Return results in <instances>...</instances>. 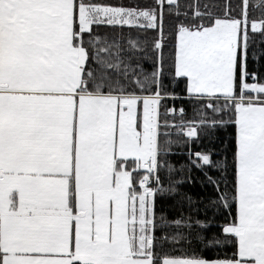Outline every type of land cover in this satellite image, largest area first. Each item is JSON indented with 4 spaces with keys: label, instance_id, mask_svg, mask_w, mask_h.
I'll return each instance as SVG.
<instances>
[{
    "label": "snow or ice",
    "instance_id": "obj_1",
    "mask_svg": "<svg viewBox=\"0 0 264 264\" xmlns=\"http://www.w3.org/2000/svg\"><path fill=\"white\" fill-rule=\"evenodd\" d=\"M0 264H264V0H0Z\"/></svg>",
    "mask_w": 264,
    "mask_h": 264
},
{
    "label": "trees",
    "instance_id": "obj_2",
    "mask_svg": "<svg viewBox=\"0 0 264 264\" xmlns=\"http://www.w3.org/2000/svg\"><path fill=\"white\" fill-rule=\"evenodd\" d=\"M184 2H189V0H184ZM203 2V0H202ZM217 3L222 2V0H216ZM234 4L239 3V0H232ZM256 16H259V11L257 10L255 13H253ZM259 41V38H257V42ZM189 116H191V113H189ZM223 135V133H220ZM175 138V137H174ZM193 150H199L201 147L200 143L193 142L192 143ZM174 151L170 154L169 159L170 161L176 166L177 169V175L174 177L175 179H180L182 174L179 172L181 164L187 161V151L188 146L187 145H173ZM203 176V173L199 170H193L192 172V179L190 181H185L183 184V189L185 191L190 192L194 198H199L200 196H206L209 195L212 191L211 186L208 185H202L201 183V177ZM164 212L166 215L172 216L175 215L178 209H175L172 207L170 202H165L163 204ZM207 255L212 256V253H208Z\"/></svg>",
    "mask_w": 264,
    "mask_h": 264
}]
</instances>
